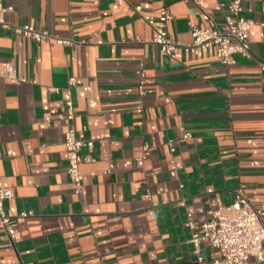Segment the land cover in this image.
<instances>
[{
	"label": "crops",
	"instance_id": "0c3cea01",
	"mask_svg": "<svg viewBox=\"0 0 264 264\" xmlns=\"http://www.w3.org/2000/svg\"><path fill=\"white\" fill-rule=\"evenodd\" d=\"M228 1L3 0L10 23L72 42L0 26V70L10 60L27 79L0 75V187L11 190L3 206L14 229L0 264H198L187 213L231 203L240 185L264 210V0H242L251 53L230 65L213 47L173 58L151 40L162 30L187 44L192 27L221 28ZM71 76L76 136L94 142L80 193L63 144ZM201 254L218 250L204 242Z\"/></svg>",
	"mask_w": 264,
	"mask_h": 264
},
{
	"label": "built area",
	"instance_id": "2783aa9c",
	"mask_svg": "<svg viewBox=\"0 0 264 264\" xmlns=\"http://www.w3.org/2000/svg\"><path fill=\"white\" fill-rule=\"evenodd\" d=\"M226 7L224 22L221 28L192 27L190 30L191 41L187 44L176 42L172 36L162 30H155L152 42L156 43L163 54L175 57L178 49L188 53L197 54L201 49L213 47L219 61L225 65L234 63L236 54L250 56L251 49L248 40V32L253 24L252 19L242 15V0H229L221 3ZM135 9L148 23L155 21V16L141 13V6ZM11 5H4L0 0V26L11 29L16 34L43 42L49 39L57 44L64 45L72 42L69 38L60 37L45 29H37L32 24H13L4 17L6 12L12 11ZM170 17L166 10H160L158 19L164 21ZM259 69L264 70V60L258 61ZM0 75L13 83L25 82L27 79L17 73L15 65L10 60L1 63ZM142 75V74H141ZM31 81H34L33 79ZM75 83L74 77L68 78L67 93L64 102L67 129L64 133V148L67 158V175L74 187L75 193H80L82 187V174L80 164L93 161L92 151L94 142L91 139H78L74 125L75 110L70 97V89ZM143 85L138 84V90L143 93ZM50 90H58L49 87ZM191 137L190 132H185L182 138ZM175 140L168 139L167 145L170 151L175 150ZM148 143H144L146 148ZM11 196L8 187H0V223L5 230L3 241H9L14 235V229L9 226V219L13 216L4 210L3 201ZM151 198L150 193H146ZM201 215L195 218L187 213L185 225L190 230L188 242L192 245V251L198 264H264V210L255 207L245 192V186L240 185L235 193L234 200L225 204L218 202L216 207L207 210L200 209ZM30 214V211L19 213L18 217ZM207 242L218 250V255L212 256L210 261H205L201 254L202 243Z\"/></svg>",
	"mask_w": 264,
	"mask_h": 264
}]
</instances>
